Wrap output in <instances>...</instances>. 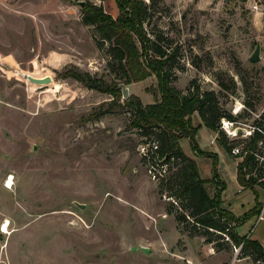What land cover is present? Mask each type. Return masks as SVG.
<instances>
[{
  "label": "rangeland",
  "instance_id": "1",
  "mask_svg": "<svg viewBox=\"0 0 264 264\" xmlns=\"http://www.w3.org/2000/svg\"><path fill=\"white\" fill-rule=\"evenodd\" d=\"M77 1L0 0V264H249L251 257L236 256L224 235H190L167 186L147 172L137 149L147 137L130 125L125 99L155 102L156 77L125 84L128 96L110 105L111 95L67 74L121 76L111 72L107 43L99 46L94 27L81 22ZM145 1L148 34L177 50L171 84L186 93L196 79L213 89L238 134L220 130L229 144L245 148L246 131L258 125L264 132V0ZM102 5L108 13L117 9ZM213 137L203 128L196 139L216 153L224 204L239 217L255 199L235 178L243 155L215 137L211 143ZM181 145L188 151L189 140ZM197 163L202 177L212 175L211 157ZM255 189L264 204V188ZM256 216L236 230L254 227L250 234L264 244V218L255 224Z\"/></svg>",
  "mask_w": 264,
  "mask_h": 264
},
{
  "label": "trees",
  "instance_id": "2",
  "mask_svg": "<svg viewBox=\"0 0 264 264\" xmlns=\"http://www.w3.org/2000/svg\"><path fill=\"white\" fill-rule=\"evenodd\" d=\"M100 1H86L81 7V22L94 27L99 46L107 43L111 72L115 73L118 69L117 74L121 76L106 81L102 77L77 70H70L67 74L89 89L111 95L110 105L122 96V90L115 80L121 79L124 84H129L154 75L159 98L153 103L144 104L138 96L132 95L125 99V104L132 110L130 125L141 130L144 137L157 140L161 156L167 154L168 158L180 159L175 162L176 168L158 182L167 186L166 196L170 205L176 204L184 211L179 212L176 219L190 235L217 232L227 237L231 246L242 244L241 255H248L253 261H264L262 244L248 235H240L236 230L237 222H246L258 214L262 207L257 201L255 189L256 184L264 188V181L258 180L262 176V167L256 156L260 152L258 143L264 137L259 131L260 126H254L252 135L247 138L246 153L238 161L236 171L237 182L254 193L255 205L237 217L223 206L222 194L226 184L217 172V155L199 146L196 135L201 124L195 125L192 120L196 113L204 126L218 134L216 139L230 152L234 145L227 142L219 125L221 118L233 121L235 117L219 107L213 89H202L196 79L190 81L186 93L171 84L173 72L169 61L175 58L177 50L163 47L160 37L152 38L148 34L144 22L149 5L145 0H115L118 8L115 17L105 11L103 0ZM182 138L189 140L195 155L213 159L211 177L200 176L196 161L187 156L180 146Z\"/></svg>",
  "mask_w": 264,
  "mask_h": 264
},
{
  "label": "built area",
  "instance_id": "3",
  "mask_svg": "<svg viewBox=\"0 0 264 264\" xmlns=\"http://www.w3.org/2000/svg\"><path fill=\"white\" fill-rule=\"evenodd\" d=\"M254 8L258 9L256 5L254 6ZM233 124L234 121H231L223 117L220 120L219 128L221 130H224L227 136L235 137L237 136L238 131L236 128H233ZM253 130L254 128L251 131L250 130L246 131V135H248V137L251 136ZM259 131H261L264 136L263 130L259 129ZM263 145H264V137L263 140L259 141L258 143V146L260 147V152L259 154L256 153L259 164L262 167V176L258 179L259 181H264V153L261 150ZM242 146L243 145L240 144L234 145L230 150L231 154L244 156L246 150ZM158 148H159L158 141L152 138H146L145 140L141 141L137 147L138 153L146 166L150 178L155 182H159L169 172L174 170L176 168L175 162H178L180 160L179 158L176 159L174 157L168 158L167 154L161 156L159 154ZM263 217H264V204H262L261 210L256 216L255 224L258 221L262 220ZM241 247L242 244L232 246L236 256L241 254ZM249 264H264V261L262 259H258L256 261L252 260Z\"/></svg>",
  "mask_w": 264,
  "mask_h": 264
},
{
  "label": "crops",
  "instance_id": "4",
  "mask_svg": "<svg viewBox=\"0 0 264 264\" xmlns=\"http://www.w3.org/2000/svg\"><path fill=\"white\" fill-rule=\"evenodd\" d=\"M108 1H110L112 4H116L115 3V0H103V3H104V5H105V3L106 2H108ZM113 5V6H114ZM110 14L113 16V17H115V16H117V14H118V8L117 9H115L114 10V8H112V10H111V12H110ZM194 115V114H193ZM198 116V115H197ZM194 118V117H193ZM194 124L195 125H199V124H201V127L198 129V131H200V130H203V128H205V129H208V130H210L209 128H207L206 126H204L203 124H202V122H201V120H200V118L198 117V119L196 120V122H194ZM210 131H212V130H210ZM213 132V131H212ZM197 134H198V132H197ZM213 135H214V137L216 138V136H215V132H213ZM196 137H197V135H196ZM211 138V140H210V142L212 143L213 142V140H215V138ZM199 144V143H198ZM180 146H181V148H182V150H183V152L187 155V156H189V157H191L192 159H194L195 161H196V163H197V159L199 158V157H201V156H198V155H195L194 153H188V151L189 150H191V147L189 146V149H188V151H185L184 149H183V147H182V145H181V140H180ZM199 146H200V144H199ZM201 147V146H200ZM204 150V149H203ZM238 161H240V158H238L237 160H236V171H237V163H238ZM197 166H198V163H197ZM198 169H199V166H198ZM236 171H235V178H236ZM199 173H200V169H199ZM200 176L202 177V175H201V173H200ZM211 177V176H210ZM202 178H209V177H202ZM237 180V179H236ZM238 185H239V188H240V190L241 191H243V190H246V189H249V188H244L243 186H241L239 183H238ZM224 192V191H223ZM254 194V193H253ZM223 195V194H222ZM223 199V198H222ZM260 201H262V198L260 197V199H259ZM255 205V199H254V202H253V205L250 207V208H248L245 212H247L248 210H250L253 206ZM223 206L224 207H226L227 209H229L225 204H224V199H223ZM230 210V209H229ZM244 212V213H245ZM243 214H241V215H239V217L240 216H242ZM257 215V214H256ZM264 218V217H263ZM253 229H254V227L252 228H250V230H249V232H247V233H245V234H240L239 232V234L240 235H249L252 239H256V240H258L261 244H262V246L264 247V244H263V240H261L260 238H258V236L257 237H253L250 233L253 231Z\"/></svg>",
  "mask_w": 264,
  "mask_h": 264
},
{
  "label": "water",
  "instance_id": "5",
  "mask_svg": "<svg viewBox=\"0 0 264 264\" xmlns=\"http://www.w3.org/2000/svg\"><path fill=\"white\" fill-rule=\"evenodd\" d=\"M77 3L82 7L85 5L86 1L85 0H78ZM258 59V49L255 50V52L253 53V55L251 56V60H257ZM31 81H34V82H38V80L34 77L32 78H29ZM50 77H49V81H50ZM48 81V82H49ZM129 94V90L128 88L126 87L125 84L122 85V95L123 97H127Z\"/></svg>",
  "mask_w": 264,
  "mask_h": 264
},
{
  "label": "bare ground",
  "instance_id": "6",
  "mask_svg": "<svg viewBox=\"0 0 264 264\" xmlns=\"http://www.w3.org/2000/svg\"><path fill=\"white\" fill-rule=\"evenodd\" d=\"M6 183H7L8 186H10V185L12 184V177H9V178L7 179V181H6ZM6 225H7V224H4V226H3V227H4L3 229H5V230L7 229V228H6Z\"/></svg>",
  "mask_w": 264,
  "mask_h": 264
}]
</instances>
